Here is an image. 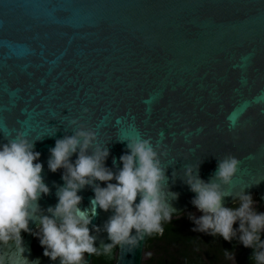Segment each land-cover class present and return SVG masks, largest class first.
Returning a JSON list of instances; mask_svg holds the SVG:
<instances>
[{"label": "water", "instance_id": "water-1", "mask_svg": "<svg viewBox=\"0 0 264 264\" xmlns=\"http://www.w3.org/2000/svg\"><path fill=\"white\" fill-rule=\"evenodd\" d=\"M74 118L109 148L113 172L128 151L117 138L163 144L176 213L195 207L185 167L209 182L227 155L241 163L224 206L264 197V0H0V145L18 131L37 140L44 215L65 183L50 149ZM78 194L91 209L92 186ZM112 215L97 206L89 225L104 240ZM149 237L119 248L117 264H142Z\"/></svg>", "mask_w": 264, "mask_h": 264}, {"label": "clouds", "instance_id": "clouds-1", "mask_svg": "<svg viewBox=\"0 0 264 264\" xmlns=\"http://www.w3.org/2000/svg\"><path fill=\"white\" fill-rule=\"evenodd\" d=\"M70 124L74 134L57 139L50 149L48 168L54 173L64 169L65 182L57 190L58 203L47 209L50 215L42 214L39 205L41 197L50 194V188L42 175L44 165L37 162L41 157L35 151L37 140L18 131L0 145V246L15 244L22 255V232H31L30 222L38 221V231L33 234L39 237L46 257L60 264H87L86 256L110 255L116 247L132 250L145 237L163 235V222H170L176 213L169 193L172 199L177 198L168 189L167 169L163 166L162 157L168 155L166 147L141 135L117 138L126 142L128 151L119 158L123 167L113 172L105 164L110 150L98 143L96 131L76 118ZM73 155H77L74 163ZM240 163L233 155L225 156L209 182L200 178L192 166L185 167V182L196 194L192 204L203 213L199 217L189 213L188 217L195 225L194 232L219 236L228 242L238 237L240 244L254 249L255 264H264V213L256 210L252 195H239L234 202H239L238 207L223 204L226 197L233 196L227 186L232 184ZM97 181L107 186L101 187ZM86 186H92L95 196L91 209L81 210L83 198L78 193ZM97 206L114 212L103 228L111 243L102 249L96 246L89 227L97 215ZM237 222L238 228L234 227ZM95 231L101 229L95 227ZM0 264H5L2 254Z\"/></svg>", "mask_w": 264, "mask_h": 264}, {"label": "flooded vegetation", "instance_id": "flooded-vegetation-1", "mask_svg": "<svg viewBox=\"0 0 264 264\" xmlns=\"http://www.w3.org/2000/svg\"><path fill=\"white\" fill-rule=\"evenodd\" d=\"M250 195L255 201L256 210L264 213V197L258 193ZM234 202L227 207H238L239 202ZM189 213H194L197 217L203 215L195 207L172 214L170 222H163V235L153 234L148 238L143 249L142 264H255L254 249L244 247L239 243L238 237L228 242L219 236L194 232L192 229L195 225L189 219ZM38 223L29 225L31 232H22V255L16 250L15 244L10 247L0 246L5 264H60L59 260L52 261L44 255L45 249L41 246L39 237L33 234L38 231ZM173 227L177 229V233L170 234L171 238L168 230ZM234 227L238 228L239 223ZM91 234L96 237V246L101 249L103 245L111 243L109 239L100 238L94 229H91ZM118 256L119 247H116L110 255L86 256V260L87 264H117Z\"/></svg>", "mask_w": 264, "mask_h": 264}, {"label": "trees", "instance_id": "trees-1", "mask_svg": "<svg viewBox=\"0 0 264 264\" xmlns=\"http://www.w3.org/2000/svg\"><path fill=\"white\" fill-rule=\"evenodd\" d=\"M168 232H169V235H170V234H174V235H175V234L177 233V229L173 227V228H170V229L168 230ZM169 237H171V235H170ZM171 238H172V237H171Z\"/></svg>", "mask_w": 264, "mask_h": 264}]
</instances>
